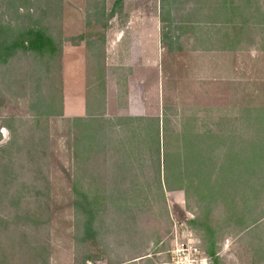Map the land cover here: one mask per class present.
Returning <instances> with one entry per match:
<instances>
[{
  "label": "rangeland",
  "instance_id": "1",
  "mask_svg": "<svg viewBox=\"0 0 264 264\" xmlns=\"http://www.w3.org/2000/svg\"><path fill=\"white\" fill-rule=\"evenodd\" d=\"M15 11L0 0V24L37 25L59 50L0 63V264H264V0ZM79 57L88 108L70 117ZM77 180L89 202L101 192L89 229Z\"/></svg>",
  "mask_w": 264,
  "mask_h": 264
},
{
  "label": "trees",
  "instance_id": "2",
  "mask_svg": "<svg viewBox=\"0 0 264 264\" xmlns=\"http://www.w3.org/2000/svg\"><path fill=\"white\" fill-rule=\"evenodd\" d=\"M29 0H6V3L10 4L11 6H15L17 13L18 8L21 6H26V3H28ZM59 46L56 45L54 39L52 36L48 35L46 31H44L42 28H40L37 25H12V24H0V63L4 64L7 63L8 60L14 56L18 51H22L25 53H35L42 56H49V58L54 55V53L58 52ZM32 109H35L36 104L30 105ZM122 120H156L158 122L157 118H144V117H125L120 118ZM74 120L76 121H84V119L80 117H76ZM258 126L261 130L264 129V118H259L257 120ZM88 126V125H87ZM159 128L158 124L157 127ZM157 131V129H156ZM159 131V129H158ZM186 136V135H185ZM189 140V138L186 140V142ZM184 157L186 158L184 162L189 163V160H192L193 156L198 157V162L200 165H203L204 162L201 160V148L197 151L190 148L184 150ZM257 155V154H256ZM255 155V156H256ZM167 154H166V171L168 170L169 165L167 164ZM194 161V160H193ZM173 164L177 168L180 166L181 159L178 154H175L173 157ZM201 169V167H199ZM194 176L200 177V173H195ZM164 183L166 184L167 190H174V189H184L182 185L179 186H171V181L168 180V177L166 175L164 179ZM199 184V183H198ZM197 184V185H198ZM196 185V186H197ZM200 185V184H199ZM73 193L76 195V199L74 200V203L76 205V209H79V212L84 215V225L89 229L93 219V209L96 208V205L99 201V195L100 190L94 191L92 193L91 199L92 201H88L89 195L82 189L79 180H77L72 187ZM203 186H198L194 188V191H203ZM211 190V189H210ZM79 199V200H78ZM80 204V205H79ZM93 204V207H92ZM208 217V216H207ZM207 217L204 215V221L202 222V225L206 226V229H209V225L207 224ZM198 219V217L195 220H192L191 222H195ZM210 255L214 256V252L211 250L209 251Z\"/></svg>",
  "mask_w": 264,
  "mask_h": 264
},
{
  "label": "crops",
  "instance_id": "3",
  "mask_svg": "<svg viewBox=\"0 0 264 264\" xmlns=\"http://www.w3.org/2000/svg\"><path fill=\"white\" fill-rule=\"evenodd\" d=\"M143 32V31H142ZM144 33V32H143ZM146 34H148V32H146ZM135 43H139V42H131V46ZM141 46V45H140ZM78 47V48H76ZM82 45L81 46H75L74 48V53L76 54H80V51L82 49ZM69 53V51H68ZM75 61V60H74ZM72 69L71 72L73 71L74 75L72 77V80L74 78V80L72 81L73 83V87L70 88L71 92L68 91V86H72L71 82L69 80L66 81L65 84V88H67L66 90V94H65V98H67V102H65L64 105V112L67 116H82L86 113L87 108H88V103H87V98H86V85L84 83L83 80V76L86 75V69L84 67V64L82 63V59L79 57L77 62H74L73 64L69 65ZM69 67V68H70ZM81 80L82 83H81ZM80 81V83H79ZM81 84H82V88H81ZM78 87V89H77ZM84 87V88H83ZM114 106L112 100H106V111L112 109V107Z\"/></svg>",
  "mask_w": 264,
  "mask_h": 264
}]
</instances>
